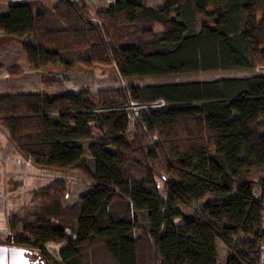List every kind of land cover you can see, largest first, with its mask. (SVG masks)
I'll return each mask as SVG.
<instances>
[{
	"label": "trees",
	"instance_id": "obj_1",
	"mask_svg": "<svg viewBox=\"0 0 264 264\" xmlns=\"http://www.w3.org/2000/svg\"><path fill=\"white\" fill-rule=\"evenodd\" d=\"M0 30L41 82L59 65L115 66L130 81L0 91L13 150L59 172L7 215L3 243L43 264H259L264 178L250 175L264 172V0H113L93 13L84 0H23ZM209 71L235 74L186 76ZM147 77L168 79L137 82ZM129 99L169 105L131 121ZM47 242L61 243L57 257Z\"/></svg>",
	"mask_w": 264,
	"mask_h": 264
},
{
	"label": "rangeland",
	"instance_id": "obj_2",
	"mask_svg": "<svg viewBox=\"0 0 264 264\" xmlns=\"http://www.w3.org/2000/svg\"><path fill=\"white\" fill-rule=\"evenodd\" d=\"M2 1V0H0ZM109 0H84L90 12L98 8L104 6L108 3ZM160 0H146L147 5L154 6L158 5ZM18 42L16 40L12 41L14 47ZM20 46V45H19ZM18 47V46H17ZM13 48L11 51L6 52L3 55H0V60L3 61V64L0 66V91H48L54 89H61L65 92H77L82 88H86L90 91H96L99 89H107L114 87H123L129 85V80L123 78L119 75L115 66H91L87 68L85 66H71L69 68H64L63 66H57V69L53 74L57 77L58 80H53L51 84L41 82L39 80V75L33 72L30 68H27L24 65V57L21 48ZM15 61L19 63L22 67V72L16 74L14 77L2 78V75H8L5 70L8 62ZM264 70V67H256L254 71L261 72ZM253 72V69L250 71ZM235 74L234 71H214V72H200L186 75L187 78H211L215 76H223V75H232ZM167 77H147L144 79H139L137 82H155L160 80H167ZM21 159L25 160L23 156ZM13 160L15 161L14 157ZM22 163V162H21ZM23 164V163H22ZM27 165H31V170L34 169L31 162L26 160ZM59 172L54 171H45L42 169H37L31 178H28L27 186L21 187V192L19 194L18 202L22 203L19 208H23L27 205L31 190L41 184L49 183L52 178L58 176ZM34 176V177H33ZM68 176H71L68 174ZM252 178L256 179L257 177L264 178V172L255 171L250 175ZM33 177V178H32ZM72 182V181H71ZM72 184H69L71 186ZM18 188L12 189L13 194H15ZM9 211H0V231L6 228V217L9 215ZM6 239H4V233L0 232V243H3ZM48 252L57 257L58 251L61 247V243L55 242H47L45 244ZM32 250V249H30ZM219 263H221V256H219Z\"/></svg>",
	"mask_w": 264,
	"mask_h": 264
},
{
	"label": "crops",
	"instance_id": "obj_3",
	"mask_svg": "<svg viewBox=\"0 0 264 264\" xmlns=\"http://www.w3.org/2000/svg\"><path fill=\"white\" fill-rule=\"evenodd\" d=\"M23 1V0H2L0 1V14L5 12L6 5L11 2ZM108 2L112 3L113 0ZM2 32L0 30V55L5 54L6 52L11 51L13 48H20L17 43L16 46L12 44L13 40L8 37H1ZM17 42V41H16ZM3 64V61L0 60V66ZM11 76L2 75V78H10ZM1 81V79H0ZM20 154L15 152L11 147L6 135L3 131L0 130V211H9L11 213L14 210L19 209V206L22 203L18 202L19 194L21 192V187L27 186L28 178H31L37 170V168L31 170V165L26 164L25 160L21 159ZM13 157L15 161L13 160ZM23 164H22V163ZM34 177V176H33ZM32 177V178H33ZM18 188L15 194H13L12 189ZM6 219V218H5ZM6 228L0 232L5 233Z\"/></svg>",
	"mask_w": 264,
	"mask_h": 264
},
{
	"label": "water",
	"instance_id": "obj_4",
	"mask_svg": "<svg viewBox=\"0 0 264 264\" xmlns=\"http://www.w3.org/2000/svg\"><path fill=\"white\" fill-rule=\"evenodd\" d=\"M31 251L25 246L0 243V264H35L28 257Z\"/></svg>",
	"mask_w": 264,
	"mask_h": 264
},
{
	"label": "built area",
	"instance_id": "obj_5",
	"mask_svg": "<svg viewBox=\"0 0 264 264\" xmlns=\"http://www.w3.org/2000/svg\"><path fill=\"white\" fill-rule=\"evenodd\" d=\"M125 90H127V87L124 86ZM169 103L164 101L163 99H156L152 101H146V102H139L132 99L128 100L127 105L125 106L126 109L129 111V119L131 121H134L135 119L139 118V112L141 109L144 108H163L168 106ZM29 161V159H27ZM263 230H264V210H263ZM259 264H264V243L262 250L260 252V258H259Z\"/></svg>",
	"mask_w": 264,
	"mask_h": 264
},
{
	"label": "flooded vegetation",
	"instance_id": "obj_6",
	"mask_svg": "<svg viewBox=\"0 0 264 264\" xmlns=\"http://www.w3.org/2000/svg\"><path fill=\"white\" fill-rule=\"evenodd\" d=\"M28 257L35 263V264H42V262L39 260V258L37 257V254L35 251H31L30 253H28Z\"/></svg>",
	"mask_w": 264,
	"mask_h": 264
}]
</instances>
